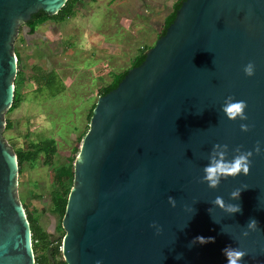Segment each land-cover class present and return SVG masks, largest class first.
Returning a JSON list of instances; mask_svg holds the SVG:
<instances>
[{
	"label": "water",
	"instance_id": "water-1",
	"mask_svg": "<svg viewBox=\"0 0 264 264\" xmlns=\"http://www.w3.org/2000/svg\"><path fill=\"white\" fill-rule=\"evenodd\" d=\"M66 2L0 0V264H35L17 156L2 138L15 92L13 42L33 14L56 15ZM250 62L253 77L244 72ZM229 96L247 103V121L227 119ZM217 143L229 146V160L237 147L253 156L248 176L211 190L201 181ZM216 196L242 212L229 216L213 206ZM252 218L259 226L244 237ZM61 227L66 264H227L229 246L248 253L241 264H264V0L182 2L143 62L98 97Z\"/></svg>",
	"mask_w": 264,
	"mask_h": 264
},
{
	"label": "rangeland",
	"instance_id": "rangeland-1",
	"mask_svg": "<svg viewBox=\"0 0 264 264\" xmlns=\"http://www.w3.org/2000/svg\"><path fill=\"white\" fill-rule=\"evenodd\" d=\"M176 2L81 0L62 23L46 21L32 35L25 24L19 26L13 42L19 59L20 74L14 80L19 105L4 115L11 128L2 131V138L13 153L35 155L23 164L17 195L52 246L62 245L64 235L52 202L55 170L69 164L87 132L88 114L100 89L129 70L143 48L154 46ZM50 72L63 87L54 97L34 80ZM47 145L55 147L50 165L45 163ZM50 252L51 247L46 248L45 253Z\"/></svg>",
	"mask_w": 264,
	"mask_h": 264
},
{
	"label": "trees",
	"instance_id": "trees-1",
	"mask_svg": "<svg viewBox=\"0 0 264 264\" xmlns=\"http://www.w3.org/2000/svg\"><path fill=\"white\" fill-rule=\"evenodd\" d=\"M80 1L81 0H67V2L62 7V9H60V11L56 15H53V16H47L42 11H39L36 14H33L30 20L25 24V26L29 30L28 33L30 35L34 34L37 26L45 23L46 21H55L59 23L64 22L66 19L74 15L75 5L79 3ZM183 1L185 0H177V2L175 3L173 7V11L168 15V17L165 18L163 22V28H162V31L159 37L165 34L167 27L174 20L176 11L179 9ZM148 49L149 48H146V49L143 48L142 51H140V53L132 60L131 68L137 67L143 62L145 58V52ZM16 57L18 58L17 55ZM18 62H19V59H18ZM127 72L128 70H126L125 72L121 74L115 75L109 85L100 89L99 97L104 96L108 92L114 90L117 87L118 83L127 74ZM19 74L20 73L18 71L17 76ZM34 80L38 88L46 89L49 92L50 96L52 97L57 96L61 92H63V87L54 72H50L44 75H35ZM14 94L15 95L13 99V104L11 108L8 110V112L17 108L19 105V99L17 98L16 92H14ZM94 107H95V104L92 106L88 114L89 120L92 116V110ZM10 128H11L10 122H6L5 130H8ZM81 140L82 138L78 140L79 145L77 144V146L74 148L69 164L56 169L53 175L54 190L52 192V202H53L55 211L59 214L61 219L63 218L68 194L72 187L73 165L75 162V158L78 155V152L80 149ZM45 152H46L45 163L50 165L52 163V159L55 154V147L47 145ZM16 156H17V161H18V173L19 174H21L24 162L32 161L35 159V155L32 153L26 154V153L16 152ZM25 213L27 214L26 216H27V220L29 222L30 230H31V242H32V249H33L35 264H66L61 254V249H60L61 242L52 246V244L49 241L48 235L42 232L39 225L37 224V220L33 218L31 215H29L27 211ZM49 247H51V252L45 253L46 248H49Z\"/></svg>",
	"mask_w": 264,
	"mask_h": 264
},
{
	"label": "clouds",
	"instance_id": "clouds-1",
	"mask_svg": "<svg viewBox=\"0 0 264 264\" xmlns=\"http://www.w3.org/2000/svg\"><path fill=\"white\" fill-rule=\"evenodd\" d=\"M244 72L248 77L255 76V64L251 62L248 63L244 67ZM247 108L248 105L244 100H236L234 97L229 96L224 101L222 112L227 119L232 122L247 121ZM240 128L243 132H248L250 130L246 123H241ZM228 153L229 146L227 144L217 143L213 145L212 151L208 156L209 163L203 168L204 176L201 181L202 183H206L211 190H217L220 187L222 180H228L229 178L236 179L241 174L244 176L250 174L251 158L253 156L252 151H242L240 147H237L235 149L236 154L231 160L228 159ZM255 153H261V146L259 143H257L255 147ZM241 191L242 190L237 189L231 192L230 199L239 200ZM168 200L173 208L177 206V201L174 197L170 196ZM212 204L213 206L218 207L221 211L227 213L229 216L242 212V209L238 204L226 203L222 196H216L214 201H212ZM208 211L212 215L211 208ZM258 226L259 224L256 219H250L246 226L247 230L243 231L242 236L247 237L251 231H256ZM151 227L156 230L157 235L163 231V229L156 223H153ZM195 242L205 244L208 243L209 240H206L204 237H197L194 243ZM223 251L227 258V264H241L245 256L248 255L246 251L239 247L233 248L229 246ZM180 258V256L177 257V259ZM97 264H101V262L97 261Z\"/></svg>",
	"mask_w": 264,
	"mask_h": 264
}]
</instances>
